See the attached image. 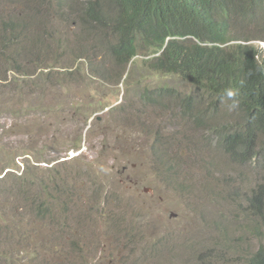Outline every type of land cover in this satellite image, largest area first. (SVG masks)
Returning <instances> with one entry per match:
<instances>
[{
    "label": "rangeland",
    "instance_id": "374dc122",
    "mask_svg": "<svg viewBox=\"0 0 264 264\" xmlns=\"http://www.w3.org/2000/svg\"><path fill=\"white\" fill-rule=\"evenodd\" d=\"M74 1L0 0V264H244L261 176L216 147L227 100L120 64Z\"/></svg>",
    "mask_w": 264,
    "mask_h": 264
},
{
    "label": "trees",
    "instance_id": "16d2710c",
    "mask_svg": "<svg viewBox=\"0 0 264 264\" xmlns=\"http://www.w3.org/2000/svg\"><path fill=\"white\" fill-rule=\"evenodd\" d=\"M63 1L69 9L77 5ZM78 11L86 23L112 30L111 52L120 64L145 49L153 70L180 76L210 101L227 100L221 116L209 112L216 147L261 176L243 193L244 210L254 218L249 229L257 232L264 223V55L253 42L264 41V33L248 35L242 26L259 22L262 31L264 0H83ZM244 264H264V244Z\"/></svg>",
    "mask_w": 264,
    "mask_h": 264
},
{
    "label": "clouds",
    "instance_id": "9594fccd",
    "mask_svg": "<svg viewBox=\"0 0 264 264\" xmlns=\"http://www.w3.org/2000/svg\"><path fill=\"white\" fill-rule=\"evenodd\" d=\"M255 43H256L257 45H258V43H260V45H262V48L264 49V41H255ZM262 48H260V49H262ZM142 52H143V53H148L149 51H147V50H145V49H141V53L137 54L135 57H137V56L140 55V54H141V55H144ZM144 56H147V55H144ZM148 56L153 57L152 54H150V55H148ZM148 56H147V57H148ZM135 57H134V58H135ZM151 57H150V58H151ZM134 58H133V59H134ZM133 59H132V60H133ZM132 60H131L130 62H132ZM130 62H129V63H130ZM129 63H127V64H129ZM227 95L231 98V97H233V96L235 95V93L232 92V91H229V92L227 93Z\"/></svg>",
    "mask_w": 264,
    "mask_h": 264
}]
</instances>
